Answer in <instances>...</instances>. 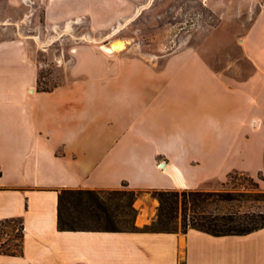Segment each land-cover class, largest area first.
Instances as JSON below:
<instances>
[{"label":"crops","instance_id":"1","mask_svg":"<svg viewBox=\"0 0 264 264\" xmlns=\"http://www.w3.org/2000/svg\"><path fill=\"white\" fill-rule=\"evenodd\" d=\"M146 1L45 0L43 17L73 33L87 19L92 35L99 31L96 19H113L112 28L115 18L133 15L124 8ZM125 48L106 54L97 44H77L69 84L39 92L25 42H0V221L23 224L21 256L0 255V264H264V228L219 237L147 230L156 218L155 198L133 205L135 232L57 230L61 190H116L124 183L141 192L196 191L212 171V141L233 144L243 127L256 126L246 103L255 100L253 89L243 99L220 93V107H212L211 68L198 52L148 59ZM245 61L261 71L251 56ZM191 65L205 74H166Z\"/></svg>","mask_w":264,"mask_h":264},{"label":"rangeland","instance_id":"2","mask_svg":"<svg viewBox=\"0 0 264 264\" xmlns=\"http://www.w3.org/2000/svg\"><path fill=\"white\" fill-rule=\"evenodd\" d=\"M44 3L45 0H0V42L13 38L25 42L37 65V90L69 84V66L79 43L97 44L103 52L105 46L123 44L128 55L148 59L183 49L190 50L185 57L196 58L198 52L211 68L206 84L213 97L212 107H220V93L225 97L237 94L243 99L244 91L253 89L255 100L245 101L255 110L256 126L252 124L251 130L243 127L241 137L233 144L212 141L207 155L214 157L212 171L203 174L196 191L236 196L230 203L207 206V212L264 213V123L260 121L264 119V0H148L138 8H124V13L133 15L115 18V30L111 28L113 19H96L99 31L92 35L87 33V19L78 22L80 28L75 33L65 32L63 24L46 23ZM113 37L119 41L109 46ZM118 50L122 49L116 47ZM249 56L259 63L261 71H254L245 61ZM178 73L205 74L198 65L169 67L166 71L167 75ZM220 74L224 76L221 83ZM119 189L132 192V206L140 199L153 198L151 192L127 186ZM120 203L125 204L126 199L122 198ZM177 227L181 229L180 215ZM18 228V224L0 226L1 248L18 244Z\"/></svg>","mask_w":264,"mask_h":264},{"label":"trees","instance_id":"3","mask_svg":"<svg viewBox=\"0 0 264 264\" xmlns=\"http://www.w3.org/2000/svg\"><path fill=\"white\" fill-rule=\"evenodd\" d=\"M39 85V74L37 76ZM50 92L51 89L37 90ZM127 186L122 184V187ZM158 201L155 221L147 228L151 232L176 233L180 215L181 229L204 232L211 236H243L264 228V213L229 212L216 214L205 211L207 206H218L236 200L233 193L200 192L193 190L151 191ZM126 199L125 204L120 200ZM132 192L123 189L110 191L64 189L58 195L57 230L60 232H135ZM18 224V244L0 247V255L21 256L23 224L21 218L5 219L0 226ZM1 245H4L2 243Z\"/></svg>","mask_w":264,"mask_h":264},{"label":"bare ground","instance_id":"4","mask_svg":"<svg viewBox=\"0 0 264 264\" xmlns=\"http://www.w3.org/2000/svg\"><path fill=\"white\" fill-rule=\"evenodd\" d=\"M104 47V46H103ZM116 47H118L119 49H123V44H117L116 43V46L115 47H113V48H107V47H104V52L106 53V54H112L115 50L114 49H116ZM167 170V169H166Z\"/></svg>","mask_w":264,"mask_h":264},{"label":"water","instance_id":"5","mask_svg":"<svg viewBox=\"0 0 264 264\" xmlns=\"http://www.w3.org/2000/svg\"><path fill=\"white\" fill-rule=\"evenodd\" d=\"M161 167H163V164L161 165Z\"/></svg>","mask_w":264,"mask_h":264}]
</instances>
